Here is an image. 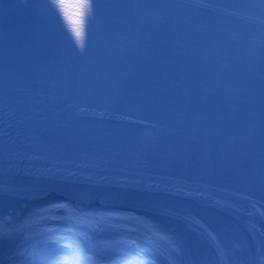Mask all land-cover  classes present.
<instances>
[{"label":"bare ground","instance_id":"bare-ground-1","mask_svg":"<svg viewBox=\"0 0 264 264\" xmlns=\"http://www.w3.org/2000/svg\"><path fill=\"white\" fill-rule=\"evenodd\" d=\"M137 1L154 2L162 7L170 8L169 11L176 15L187 12L189 17H204L219 25L232 27L234 30H258L264 34V0ZM31 20L33 24L39 20L37 13L31 16ZM12 82L25 85L23 86L25 90L33 91L31 87L35 86L63 91L62 93L68 99H72L73 94L79 91L78 88H71L54 80L33 78L30 74H17L8 68L0 67V85L7 87ZM2 105L0 102V106ZM75 110L90 116L109 114L96 113L91 109L80 107ZM0 117L2 118L1 115ZM9 118L12 125L9 129H0V134L11 133L13 136L16 135L15 133L31 131L46 133L48 130L69 128L70 124H73L72 122H53L48 126L40 127L35 121H29L13 112L10 113V117H7ZM112 143L117 145L116 141ZM119 145L125 147L122 144L117 146ZM17 159L1 151L0 170L13 171L11 167L18 162ZM171 159L174 158L168 155L159 156L153 159L152 164L167 166L169 169H182L194 178L187 181L178 180L166 175L163 177L157 174L160 172L154 170H146L147 175H135L122 170L108 172L110 175L108 178L101 173L92 177L94 181L104 186L129 192L130 197L132 195L140 200L137 205L148 213H145L146 215L124 206H108L96 201L80 203L68 195L57 192H48L44 196L40 195L32 199L31 202L20 204L17 198L21 192L20 189L15 188L16 183L7 185L8 188L5 186L6 192L0 187V228L5 235L3 239L0 238V264H31L27 249L29 228L37 220L46 219V217L69 218L73 216L72 210H75V219L72 220L76 222L111 229L140 230L150 240L161 239L163 247L172 250V260L168 264L212 263L213 257L210 256L208 248L200 242L198 237L193 236L191 231L205 236L213 248V256L217 264H264V178L246 176L237 172L230 173L221 168H210L212 171L208 168V171L202 172L200 169L188 167L185 160L172 162ZM31 161L32 159L26 160L27 164L23 166L29 167L33 163ZM6 172L2 179H6ZM225 172L230 173L229 177H226ZM35 181L33 177V179L26 178L22 182L32 184ZM200 210L210 215L207 222L213 225L216 236L205 225L194 220L193 212L197 213ZM233 253L234 256H232Z\"/></svg>","mask_w":264,"mask_h":264},{"label":"water","instance_id":"water-1","mask_svg":"<svg viewBox=\"0 0 264 264\" xmlns=\"http://www.w3.org/2000/svg\"><path fill=\"white\" fill-rule=\"evenodd\" d=\"M15 134L13 136L11 133L6 134L7 136L0 140V150L9 157L18 158L16 165L19 170L26 168L23 165H26V160L29 159H32L35 166L43 169L41 172L43 174L35 176L36 181L32 184L23 182L15 184V188L21 192L17 198L20 204L31 202L32 199L44 196L48 192H57L68 195L80 203L96 201L108 206H124L144 215L148 213L137 205L140 200L132 195L130 197L129 192L104 186L94 181L92 177L101 173L108 178L110 177L108 172L122 170L135 175H147L146 170H154L160 172L157 174L163 177L166 175L184 181L194 178L182 169L153 166L152 161L156 158L145 160L144 151L117 146L118 144L106 142L90 133L85 134L70 128L46 133L31 131ZM177 207L181 208L180 205ZM193 215L197 223L205 225L214 234L213 225L207 222L210 215L202 210L193 212ZM191 234L209 244L201 233L191 231Z\"/></svg>","mask_w":264,"mask_h":264},{"label":"trees","instance_id":"trees-1","mask_svg":"<svg viewBox=\"0 0 264 264\" xmlns=\"http://www.w3.org/2000/svg\"><path fill=\"white\" fill-rule=\"evenodd\" d=\"M77 231L62 218L37 220L31 229L33 264H155L150 251L136 240L121 241L123 251L113 256V243L97 229Z\"/></svg>","mask_w":264,"mask_h":264},{"label":"rangeland","instance_id":"rangeland-1","mask_svg":"<svg viewBox=\"0 0 264 264\" xmlns=\"http://www.w3.org/2000/svg\"><path fill=\"white\" fill-rule=\"evenodd\" d=\"M35 165H36L35 163H32V165H30L29 167L22 168L21 170H19V167L16 164H14V167H11L14 169L13 171L6 172L4 170H0V173H1L0 187H2V189L4 188L5 190L6 189L5 186L8 188L7 185L11 183H18V182H22L26 178L33 179V177L35 176H41L43 174V173L41 174L43 169ZM5 172H6L7 177L6 179H2L3 178L2 176ZM57 217H54V218H57ZM47 218H50V217H47ZM58 218H62L63 220H66L67 223L72 225V227H74L77 231L87 233L88 230H86V228L89 227V228L97 229L100 232H102V234L106 236L109 240H111V242L113 243V249H112V251H114L113 256H116L117 254L124 252L121 241H124V239H131L134 241L136 240L143 246V248L149 250L151 257L155 260L154 262L156 264H165V263L168 264L172 260L171 259L172 250L170 248L163 247L164 244L161 239L156 238L155 240H150L148 236L140 230L133 231L130 229H114V228L111 229L105 226L92 225V224H87L84 222H76L75 220H72L66 217L60 216ZM31 229L32 227L29 228L27 232L29 236L28 242H27L28 243L27 249H28V255L30 257V263L33 264V256H34L33 248L35 246V243H34V240L30 236ZM4 236H5L4 234L0 235V238L3 239ZM247 245L248 247H250V244L247 243ZM232 256H234V253L232 254ZM109 263L110 262L107 260L103 261V264H109Z\"/></svg>","mask_w":264,"mask_h":264},{"label":"snow or ice","instance_id":"snow-or-ice-1","mask_svg":"<svg viewBox=\"0 0 264 264\" xmlns=\"http://www.w3.org/2000/svg\"><path fill=\"white\" fill-rule=\"evenodd\" d=\"M49 6L65 29L75 38L76 45L83 49L86 28L94 21L95 11L99 7L97 0H49ZM72 211L73 216L69 219H75V210ZM3 234V229L0 228V235Z\"/></svg>","mask_w":264,"mask_h":264}]
</instances>
